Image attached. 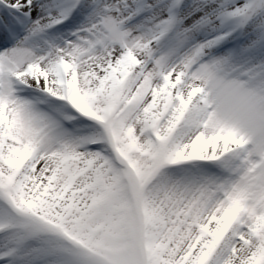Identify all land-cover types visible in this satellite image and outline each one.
<instances>
[{"label": "snow or ice", "instance_id": "snow-or-ice-1", "mask_svg": "<svg viewBox=\"0 0 264 264\" xmlns=\"http://www.w3.org/2000/svg\"><path fill=\"white\" fill-rule=\"evenodd\" d=\"M0 264H264V0H0Z\"/></svg>", "mask_w": 264, "mask_h": 264}]
</instances>
